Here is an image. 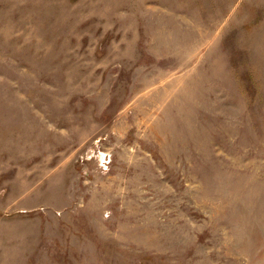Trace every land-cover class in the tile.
I'll return each instance as SVG.
<instances>
[{"label":"rangeland","instance_id":"obj_1","mask_svg":"<svg viewBox=\"0 0 264 264\" xmlns=\"http://www.w3.org/2000/svg\"><path fill=\"white\" fill-rule=\"evenodd\" d=\"M0 264H264V0H0Z\"/></svg>","mask_w":264,"mask_h":264}]
</instances>
